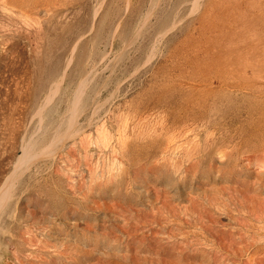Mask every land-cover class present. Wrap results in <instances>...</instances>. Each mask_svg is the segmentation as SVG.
<instances>
[{"label":"rangeland","instance_id":"1","mask_svg":"<svg viewBox=\"0 0 264 264\" xmlns=\"http://www.w3.org/2000/svg\"><path fill=\"white\" fill-rule=\"evenodd\" d=\"M0 187V264H264V0H0Z\"/></svg>","mask_w":264,"mask_h":264},{"label":"bare ground","instance_id":"2","mask_svg":"<svg viewBox=\"0 0 264 264\" xmlns=\"http://www.w3.org/2000/svg\"><path fill=\"white\" fill-rule=\"evenodd\" d=\"M22 4V3H21ZM155 4V3H154ZM153 4V5H154ZM126 6H128V5H126ZM153 8V7H152ZM154 10V9H153ZM149 13V12H148ZM65 14V13H64ZM150 18V17H149ZM144 19V18H143ZM140 27V26H139ZM91 28V27H90ZM89 28V29H90ZM117 29V28H116ZM133 30V29H132ZM90 31V30H89ZM140 31V30H139ZM88 33H90V32H88ZM163 33V32H162ZM41 35V34H40ZM131 40V39H130ZM86 63V62H85ZM89 63V62H88ZM87 63V64H88ZM92 67V66H91ZM86 68V67H85ZM85 68H83V69H85ZM88 72H90V71H88ZM93 80V79H92ZM54 87V86H53ZM55 88V87H54ZM80 91L82 90V89H79ZM78 91V90H77ZM87 92V91H86ZM86 92H84V93H86ZM89 92V91H88ZM82 94H83V90H82ZM82 94H79V92L76 94V95H78L77 97H75V99H77V100H75V101H79L80 100V98H81V96H82ZM88 94V93H87ZM54 96V95H53ZM52 98V97H51ZM47 99V98H46ZM50 99V98H49ZM48 100V99H47ZM81 101V100H80ZM46 102V101H45ZM48 102V101H47ZM77 103V102H76ZM41 104V103H40ZM80 105V104H79ZM78 105V106H79ZM46 106V105H45ZM43 107V106H42ZM69 107V106H68ZM82 107V106H81ZM42 109V108H41ZM43 110V109H42ZM67 110V109H66ZM69 110V109H68ZM40 112V111H39ZM74 112V111H73ZM76 112V111H75ZM80 112V111H79ZM72 113V112H71ZM35 116V115H34ZM72 116H73V114H72ZM45 120V119H44ZM67 120V119H66ZM65 120V121H66ZM72 120V119H71ZM38 121V120H37ZM62 123V122H61ZM67 125V124H66ZM62 126H64V125H62ZM70 126V125H69ZM48 128V127H47ZM32 142V141H31ZM30 142V143H31ZM29 143V142H28ZM50 143H51V141H50ZM26 144V143H25ZM32 144V143H31ZM29 144H27V146L26 147H24V149H23V152H22V155L17 159V163H16V166L17 165H21L22 163H25V161H27L29 158H32L33 157V154L35 153V152H33L34 150H33V148H32V146L31 145H29ZM33 145H36V141H35V143L33 144ZM34 147V146H33ZM36 147V146H35ZM40 148H41V145L39 146ZM38 147H36V149H37ZM35 149V148H34ZM31 150H32V152H33V154H32V152H31ZM32 154V155H31ZM16 161V160H15ZM14 169V168H13ZM17 173V172H16ZM19 174V173H18ZM12 176V175H11ZM9 180H7L6 181V183L4 184V186L1 188V193L3 194L4 193V191H6L8 188H9V186H10V183H11V181L10 180H12V178L10 179V178H8Z\"/></svg>","mask_w":264,"mask_h":264}]
</instances>
